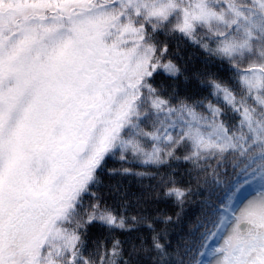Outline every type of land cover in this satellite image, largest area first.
<instances>
[{
	"label": "snow or ice",
	"instance_id": "1",
	"mask_svg": "<svg viewBox=\"0 0 264 264\" xmlns=\"http://www.w3.org/2000/svg\"><path fill=\"white\" fill-rule=\"evenodd\" d=\"M0 264H264V0H0Z\"/></svg>",
	"mask_w": 264,
	"mask_h": 264
},
{
	"label": "trees",
	"instance_id": "2",
	"mask_svg": "<svg viewBox=\"0 0 264 264\" xmlns=\"http://www.w3.org/2000/svg\"><path fill=\"white\" fill-rule=\"evenodd\" d=\"M196 212H197V208L195 205L188 206V214L193 220L195 219Z\"/></svg>",
	"mask_w": 264,
	"mask_h": 264
}]
</instances>
